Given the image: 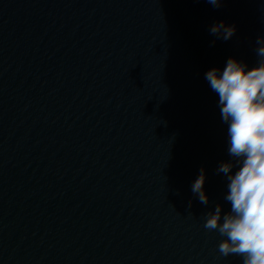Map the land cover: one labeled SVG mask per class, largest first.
I'll list each match as a JSON object with an SVG mask.
<instances>
[{"label":"clouds","instance_id":"1","mask_svg":"<svg viewBox=\"0 0 264 264\" xmlns=\"http://www.w3.org/2000/svg\"><path fill=\"white\" fill-rule=\"evenodd\" d=\"M207 2L218 8L222 0ZM235 31L234 25L223 21L209 29L211 35L225 41ZM256 45L254 67L230 57L222 71L212 68L205 73L211 90L219 97L233 162H223L217 168L228 181L224 199L230 203V211L222 214V206L217 204L205 215L204 227L225 237L218 245L221 256H240L242 264H264V37H258ZM204 183L201 168L191 191L207 205Z\"/></svg>","mask_w":264,"mask_h":264},{"label":"water","instance_id":"2","mask_svg":"<svg viewBox=\"0 0 264 264\" xmlns=\"http://www.w3.org/2000/svg\"><path fill=\"white\" fill-rule=\"evenodd\" d=\"M194 264H242V258L237 255L221 256L219 252L212 254Z\"/></svg>","mask_w":264,"mask_h":264}]
</instances>
